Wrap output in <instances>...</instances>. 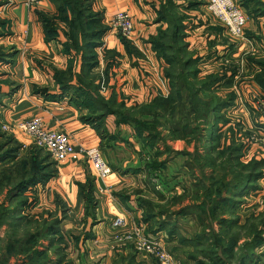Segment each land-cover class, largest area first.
<instances>
[{
	"label": "trees",
	"instance_id": "obj_1",
	"mask_svg": "<svg viewBox=\"0 0 264 264\" xmlns=\"http://www.w3.org/2000/svg\"><path fill=\"white\" fill-rule=\"evenodd\" d=\"M50 1L56 5L54 13L49 14L42 10H35V13L41 23L46 42L55 39L59 32L63 33L65 40L61 43L60 53L66 63L62 69L53 68L55 84L53 91L48 87H38L35 92L39 90V94L48 100H58L66 96L76 106L86 107L88 113L82 119L90 123L100 138L105 140L100 150L109 166L119 169L118 166L122 158H111L108 154L109 149H114L116 145L133 147V151L138 154V159L142 161L140 166L132 168L133 171L142 172L145 182L152 185V191L160 194V198L163 194L155 189L151 178L156 176L163 189H171L173 187L171 181L176 179L175 171L178 170L170 169L168 158H171L172 153L179 155L183 153L172 150L162 140V129H167L169 138H186L188 140L197 137L198 141L202 140L204 153L200 152L199 144H196L194 152L190 154L192 163L189 166L192 176H196L193 173V166L196 165V169L199 170V178H196L191 187L195 191L196 200L199 201V190H203L204 197L202 202L197 204L198 206L191 204L187 207H197L198 209L208 203L214 214L222 209L223 214L221 215L226 212L235 216L242 197L258 190L257 181L264 175V156L252 157L244 163L240 160L243 155L242 144L238 143L239 145L229 147L226 143H222V141L226 142L227 137L226 132L223 137L224 126L227 130L230 127L229 124L226 128L230 121L226 118L224 110L233 104L236 95L232 90H226L221 94L217 89L221 85L230 86L233 70L230 74L223 72L209 73L204 77L198 76V57H194L188 51L187 43L184 41L186 34L183 20L187 18V15L178 14L175 6H172L170 10L160 14V17L168 23L167 27L159 29L155 36L149 38L156 56L162 58L166 63L164 72L169 78L171 93L167 97L156 95L148 102L128 106L129 102L125 100L129 98L124 100L122 96L119 97L120 94L116 91H112L107 98L99 92V83L96 81L97 77L93 73V68L98 65L100 58L97 49L102 45L109 26L103 22L99 12L93 11V0ZM6 2L7 0H0V8ZM238 5L254 16L264 15L262 0H239ZM10 29V22L1 18L0 37L10 35ZM120 39L127 54L138 55L140 53L125 37L120 35ZM9 49L0 44V64L13 63L16 51L12 48ZM104 55L115 58L119 56V53L105 50ZM246 58L250 68L254 69L257 66L253 78L264 94V56L247 55ZM113 64V60L106 62V75ZM14 83V80L9 77L0 78V100L5 94L2 91L3 85L14 86L9 89L11 91L18 87V84ZM250 109L252 108L250 107ZM110 116L113 117L112 124L117 129L114 132H110L111 130L107 127V119ZM199 118H203L204 122L201 123ZM122 125L131 129L135 142H130L125 136L120 135L118 127ZM259 127L263 128L264 126L259 125ZM159 141H162L164 145L163 150L158 146ZM137 144L139 148H136ZM21 148L24 146L19 141L0 132V191L4 187L6 189L3 200H0V228L5 227L4 235L6 237L5 245L0 253V264H9L10 255L23 257L24 264H65L64 254L61 253L63 249L60 248V242L64 237L61 232V222L69 217V209L65 202L56 194L54 210L44 212L47 213L46 216L41 214L36 218L23 212V209L31 206L33 202L28 199L26 192L29 189H35L38 184H46L55 177L58 174L57 163L50 160L48 152L47 155L41 156V148L35 145L29 146L25 150ZM23 151H25L24 154H22ZM164 153L168 157L160 158ZM217 154L218 156L215 158ZM221 155L225 156L227 166L226 171L222 174L223 182L219 181V178H214L215 171L208 173L211 167L214 168L218 165ZM114 160L116 162H113ZM232 162H235L233 166L236 167L233 170L237 169V166L239 167L237 175L233 176L230 175V171H233L230 170ZM206 179H209L211 183H205ZM77 186L78 198L85 199V208L92 210L94 219L93 211L98 200L94 195L95 186L92 178L88 177L85 182H78ZM175 196L177 195H172L171 199ZM139 205L146 209V211L144 210V220L152 219L157 223L158 230L167 229L170 235L172 232H177L178 218L189 213L193 214L191 210L188 211L181 206L178 210L165 212V217L170 220L166 221L161 218L164 212L155 214L151 211L148 200L140 198ZM59 212L60 214H58ZM157 216L161 219H156ZM194 216L201 221L200 215L195 213ZM219 220L220 226L231 227L238 223L236 216L235 218H223L219 215L216 221ZM224 235H229V232L218 233V237H225ZM207 236L208 234L203 232L189 240L186 238L180 240L197 244L206 240ZM82 237L90 238L92 232L85 231ZM74 238L78 241L81 236ZM254 239L248 250L243 249V254L239 255L237 264H264V251L256 253V248L262 245L263 240L261 236H255ZM44 240L48 242L46 246L42 244ZM209 243L212 245L207 244V250L202 253L203 258L190 255L188 259L193 261V264H224L221 255L211 248L214 247L213 242ZM235 243L233 240L231 244H228L229 252H232ZM225 245L226 243L220 244L222 248L226 247ZM52 249L55 252H57L56 249H60L56 253L57 258L50 256L49 251ZM223 251L226 253L225 250ZM132 253V250L128 251L129 259H133ZM114 261L115 259L112 264H115ZM69 264L71 263L69 262Z\"/></svg>",
	"mask_w": 264,
	"mask_h": 264
},
{
	"label": "crops",
	"instance_id": "obj_2",
	"mask_svg": "<svg viewBox=\"0 0 264 264\" xmlns=\"http://www.w3.org/2000/svg\"><path fill=\"white\" fill-rule=\"evenodd\" d=\"M236 1L238 3L239 0ZM262 1L264 2V0ZM11 2L12 6L7 12L8 17L11 19V34L2 40L0 39V44H3L6 48H13L16 55L12 64L2 65L0 74H4L0 77H9L17 82L18 87L11 91L9 89L14 86H4L2 88L5 94L0 100V125L12 126L20 120L39 115L43 118L48 129L66 132L70 136L74 147H98L101 149L105 140L100 138V135L90 123L82 119L88 113L86 107L76 106L66 96L58 100H48L39 94V90L35 92L38 87H48L53 91L55 89L53 68L62 69L66 63L60 53L61 43L65 40L63 33L59 32L55 39L46 42L41 23L35 13V10H42L52 14L56 10V5L50 0H40L34 7L26 6L23 0H13ZM172 6H175L178 14L187 15V18L183 20L186 34L184 41L187 43L188 51L194 57H198V76L219 73L221 68H226L227 71L223 72L230 74L232 72L230 64L235 63L236 56L240 57L243 54L244 56L237 62H240L241 67H244L245 73H247L250 68L247 63V55L264 56V15L254 16L250 13L253 18L251 20L249 17L245 26L246 43L244 41L239 42V40H236V43L231 42L225 28L220 25L204 0H93V11L99 12L102 15L103 22L107 25L109 18L118 10L126 11L131 16L135 33L134 41L127 40L140 52L138 55L127 54L120 35L108 29L104 35L102 45L97 49L98 53H100L99 49L102 48L103 54L105 50H112L118 52L119 56L115 58L106 57L105 60L99 59L98 65L93 68V72H96L98 67H105L107 61H114L107 73V85L110 93L116 91L118 94L121 93L127 96L131 102L135 103L148 102L156 95L163 97L166 95L165 89L157 81L159 80L158 76L153 74L140 48L147 49L149 57L154 59L160 67V76L165 80L163 72L166 63L162 58L156 56L149 38L155 36L159 29L167 27L168 23L160 17V14L170 10ZM242 9L246 11L243 7ZM249 40L251 41L248 43ZM242 43L245 47L241 45ZM251 44L253 48L255 47L253 49L255 52L250 50L252 49ZM95 68L96 70H94ZM253 70H257V66L254 69L251 68V72ZM231 77L232 80L237 77L234 70ZM167 93L169 94L168 90ZM259 105V102L258 105L252 102L247 104L249 108L251 107L256 112ZM230 107L233 108L232 112L239 109V105H231ZM230 107L225 111H230ZM238 112L239 115H245V113L240 114V111ZM262 112H259L261 115L256 118L259 120L258 123L262 124L261 127L264 126ZM249 116L250 114L247 117L249 118ZM112 119L113 117L107 119V127L111 130L110 132L117 130L112 124ZM122 126L118 127L121 132L120 135L125 136L130 142H135L131 129L127 131V134H124ZM262 129L264 131V127ZM183 143V140L171 142L175 149L182 148ZM178 145L179 147H177ZM124 149L128 150L129 148L116 145L114 149H109L108 154L111 158H122L118 166L120 168L114 169L111 167V173L103 179L97 177L84 156H80L76 161L69 160L57 164L58 174L46 184H38L35 187V190L37 189L35 199L37 203L34 202L32 207L51 205V202L53 205L56 194L65 202L69 210L75 206H84L85 202L78 198L77 183L85 182L88 177H91L94 182V195L98 200V204L95 208V218L93 220H88V217L81 218L83 220L81 223L84 226L83 230L91 231L92 237L87 239L81 237L78 242H75L76 244L73 243L74 251L80 255V258L83 253L87 255L94 248L95 250L92 252H100V255H106V260H108V256L111 255L109 254V244L112 241V235L109 236L108 232H113L111 221L116 216H125L127 224L138 223L142 225L146 235L158 239L165 249L182 260V256L187 255L182 249L176 247L177 239L172 237L173 235L169 237L164 229L158 230L157 223L152 219L144 220V208L139 205V200L145 197L151 198L153 191L149 188L150 184L148 185L145 182L144 174L133 171L132 168L136 163L131 160V157L127 161V156L123 155ZM113 162H116V160ZM177 170L175 171L177 178L182 177L184 175L183 168ZM179 181L181 182V180ZM258 183L260 185L259 189H263L264 175L259 178ZM175 187L169 190L173 191ZM147 189L151 193L146 192ZM260 191L258 190L253 194L259 196ZM253 201L256 204L257 200L254 199ZM241 210H243V207L240 205L237 211ZM68 218H65L61 223L63 236L69 235L71 237L80 234L81 230L76 233L70 230L73 228V221L68 220ZM161 218H163V215ZM156 219H159V216ZM92 221H94V224L91 225ZM70 233H73V235ZM130 250L132 249L126 247L122 250L118 249L116 252L127 253ZM66 261H69V259H66Z\"/></svg>",
	"mask_w": 264,
	"mask_h": 264
},
{
	"label": "rangeland",
	"instance_id": "obj_3",
	"mask_svg": "<svg viewBox=\"0 0 264 264\" xmlns=\"http://www.w3.org/2000/svg\"><path fill=\"white\" fill-rule=\"evenodd\" d=\"M13 0H7L6 3L3 4V6L0 8V19H7L10 22V26H11V19L10 17H8V9L11 8L12 6V2ZM23 3L25 4L24 0ZM26 5V4H25ZM27 6V5H26ZM242 8V7H241ZM243 10V9H242ZM244 11V10H243ZM245 14L247 16L250 17V19L252 20L253 16L249 13H247L246 11H244ZM218 21V19H217ZM219 22V21H218ZM220 25L223 26V24L221 22H219ZM224 27V26H223ZM11 28V27H10ZM225 28V27H224ZM7 31V30H6ZM225 32L226 28H225ZM246 33L245 28H244V34ZM227 35H229L228 33H226ZM243 34L242 39H235L232 38L229 35V38L231 39V42H236V40H239V42L244 41L246 43V36ZM120 35V34H118ZM9 36V35H7ZM4 36V37H7ZM4 37H0V39L2 40ZM251 40L248 41V43ZM237 43V42H236ZM239 44V43H238ZM242 46L245 47V45L242 43ZM252 46V44H251ZM6 47V46H5ZM249 48V47H248ZM253 52H255V50H253V46L251 47ZM9 49V48H7ZM13 49V48H12ZM10 50V49H9ZM99 58L100 60L103 59L105 60L106 57L102 52V48L99 49ZM142 53V51H141ZM244 54L242 56H236L234 62L235 63H231V70L235 71V75L237 76L236 79L234 78L230 84V86H223L221 85L219 87V89L217 90L219 93L221 92H225L226 90H232L235 92V99L234 102L232 104V106H238L239 105V109H235L232 112V107H230V111H225V116L227 119H229L230 123H227L226 128L229 126L228 128L229 130L225 129L224 126V131H223V137H225V132H226V142L222 143H226V145H229V147L232 146H236L239 145L238 143L242 144L243 146L241 147V150H243L242 152V156L240 157V160L242 162H248L252 157L254 158H260V156H264V136H263V130L259 129V120L256 119L257 117H259L261 115V113H259L258 111H253V109H250L247 104L249 103H253L255 105H258V102L260 104L264 103V94L262 93V91L260 90V87L258 86V84L255 82L253 75L254 72L256 70H253L251 72V68H249V72L245 73V68L241 67L240 62H237L241 59V57H243ZM2 65L4 64H0V70L2 68ZM228 65V64H227ZM96 70V68L94 69ZM165 70V68H164ZM223 71H227L226 68H221L220 72ZM95 72V71H94ZM93 72V73H94ZM164 73V77L166 78L165 80L162 78L161 76V80H157L158 83L164 88L166 89V95L164 97H167L170 93H171V86H170V81L169 78L165 75ZM237 73V74H236ZM97 77L96 81L99 83V92L101 93V95H103V97H109L110 95V89L109 86L107 85L108 83V74H105V67H98L96 72L94 73ZM205 76V75H204ZM202 76V77H204ZM200 77V76H199ZM0 78H4V77H0ZM16 84L17 82L14 81ZM5 86V85H3ZM167 90L169 91V94L167 93ZM222 94V93H221ZM122 96V98L125 100L126 98H128L127 96H124L120 93L119 97ZM262 97V98H261ZM141 98V97H140ZM242 100V103L240 102ZM129 105H133L135 104V102H131V100H125ZM131 102V103H130ZM244 105V107H243ZM263 106V105H261ZM236 108V107H234ZM247 109V110H246ZM238 111H240L241 113H245V115H239ZM248 112V113H247ZM250 114L249 118L247 117ZM112 117V116H110ZM109 117V118H110ZM204 122L203 118H199ZM262 120H264V111L262 112ZM249 121V122H248ZM193 124V123H192ZM3 124L0 125V132L5 133L6 135H10L12 136L14 139H16L17 141H19L22 146H24V148H21L23 150H25V148L29 147V146H37L35 143L32 142V138L31 136H29L28 134H26L23 130H21L20 128L17 129H13L12 127H8L7 129H4L2 127ZM124 128V134H127V131H130V128L128 127H123ZM162 140L165 141L172 150L177 151V152H183L180 155L179 154H175L172 153L171 154V158L169 160V166L170 169L172 170H177L180 168H183L184 170V175L180 178L173 179L171 181V183L173 184V187H175V190H166L163 189V187L161 186L160 182H159V178H157L156 176H153L151 178L152 184L154 185L155 189L159 190L162 192L163 196L162 198H160V194H157L156 192H153L151 195V198L145 197L144 199L149 201L150 207H151V211L154 212L155 214L158 212H164L163 218L166 221H170L167 217H165L166 213L165 212H169L172 210H178L181 206L185 207L188 211L191 210V212L193 214H186L184 217H180L177 220V226H176V230L177 232H172V235H170V232L167 229H164L167 233V235L170 237H175L177 239V245L176 247L182 249L185 254L187 256H182V263L183 264H193V261L189 260L188 257L190 255H192L193 257H202V253L203 251L207 250V244H210L209 242H213L214 247L213 248L215 251H217L221 257L223 262H225L224 264H237L238 263V259H239V255L243 254V249L246 248V250H248L250 244L253 242L254 237L255 236H261L263 243L260 247L256 248V253H260L262 251H264V188L259 189V183L257 181V186H258V190L260 191V195L256 196L253 193L250 194H246L244 197H242V201H241V206L243 207V210L241 211H236L235 216L238 218V223L234 226L231 227H227V226H220V220L216 221L217 216H222L223 218H235L234 215H230L228 213L225 212L224 215L222 213V209H220L216 214H214L212 212L211 207L208 205V203H205V205L203 207H200L197 209V207L192 208V207H187V205H191V204H199L202 202V198L203 196V190H199L198 193V200H196V194L195 191L191 189L192 185L194 184V181L196 180V178H199V170L196 169V165L193 166L192 168L194 169L193 173L196 176H192L191 174V168L189 165H191L192 163V156L190 155L191 153L194 152L195 146L196 144H199V150L200 152L204 153V148L201 143L202 140H197L196 138H192V139H188L186 140V138H182V139H174V138H169L168 136V131L166 128L162 129ZM174 140H183V144H182V148L180 149H175L174 145L171 144V142H173ZM230 140V141H229ZM232 141V142H231ZM224 145V146H226ZM139 145H136V148ZM158 146L160 149H164V145L162 143V141L158 142ZM179 147V145L177 146ZM181 147V146H180ZM227 147V146H226ZM41 148V147H39ZM128 150L124 149L123 152L125 156H127V161L129 157H131V160L133 162H135V166H140L142 164V161H140L138 158V154L135 153L134 148L129 147L128 146ZM240 150V152H241ZM41 151V156L42 155H47V151L43 148L40 149ZM25 151H23L22 154H24ZM170 156V155H169ZM218 154L216 155L215 158H217ZM168 157L166 155V153L162 154V156L160 158H166ZM50 160L52 159L51 157H49ZM53 160V159H52ZM217 162V161H216ZM235 162H232L230 170H233ZM237 166V165H235ZM226 159L225 156H220V161H218V165L214 166V168L211 167L210 170H208V173H211L212 171H215V173L213 174L215 179L219 178V181L221 180L223 182L224 177H223V173L226 171ZM238 169L239 167L237 166V169L230 171V175H237L238 173ZM170 171V170H169ZM179 177V175H178ZM179 180H181L180 183ZM259 180V179H258ZM177 182V183H176ZM207 184H210L211 181L208 179H206L204 181ZM176 183V184H175ZM202 183V182H201ZM218 186V184H217ZM200 187V186H199ZM150 190L152 191V185L150 184ZM37 190V189H36ZM35 189H29L26 192V195L28 196L29 200H33L32 205L27 207L26 209H23L24 214H28V216L32 215L34 217H38L41 214L46 216L47 213L44 212H48V211H53L55 205H52V202L50 203L51 205H47V206H43V207H32L34 205V202L37 203V201H35L36 199V194L37 191ZM149 189H147L146 192L151 193ZM256 190V191H258ZM6 189L5 187L2 188V190L0 191V200L4 198ZM170 191V192H169ZM255 191V192H256ZM172 195H177L175 197H173L171 199ZM179 196V197H178ZM181 197V198H180ZM195 198V199H194ZM249 198V199H248ZM175 199V200H174ZM254 199L257 200L256 204L255 201H253ZM85 199L83 198V201ZM196 200V201H195ZM195 202V203H193ZM54 203V202H53ZM5 204H7V202H5ZM207 204V205H206ZM147 206V205H146ZM198 206V205H197ZM97 208V206H96ZM239 208V207H238ZM200 209V212H199ZM146 211V209H144ZM148 210V207H147ZM238 210V209H237ZM95 209H94V214H95ZM197 214L198 216L200 215V220H197L196 216H194V214ZM60 214V212L58 213ZM88 217V220H93L92 217V210H86L85 208V204L84 206L80 205V206H75L73 208H71L69 210V218L68 220L73 221V225H72V232L76 233L79 230H81V233L75 236H84L85 231L84 226L81 225V223L83 222V218ZM216 217V218H215ZM82 218V219H81ZM160 218V217H159ZM161 219V218H160ZM171 219V218H170ZM62 223V222H61ZM112 223V221H111ZM154 224V223H153ZM62 225V224H61ZM81 226V228H80ZM130 227L129 224L119 228V229H114L111 225V228L113 229V232H108L109 236L112 235V241L109 244V254H111L110 256H108V260H106V255H100V252H92L95 249L92 248L91 251H89L86 255V253H83V257L74 251L73 248V243L78 242L76 240V238H74L75 236H69L66 235V237H63L62 241L60 242V248H62V252L64 254V262L65 264H69V262L71 264H112L113 260L115 259V264H161L157 258L155 257H151V256H147L145 254H143L142 252H139L135 249V246L133 244V242L131 241H118L115 239V235L117 233H121L124 234V231L128 230ZM171 227V225H170ZM64 230V229H63ZM222 231H226L227 233L229 232V235L223 237V236H219L218 237V233H222ZM204 234H208L207 239L202 241L201 243H186V242H182L180 239H187L189 240L190 238H194L196 234H200L203 233ZM5 227L3 226L2 228H0V253L3 250V247L5 245ZM71 235H73V233H70ZM226 234V233H225ZM260 238V237H259ZM233 240H235V245L232 248V252H229V250L227 249L228 244H231L233 242ZM227 241V242H226ZM135 242V241H134ZM123 243V244H122ZM225 244L226 243V247L222 248L220 246V244ZM43 246H46L48 244V242L46 240H44L42 242ZM76 244V243H75ZM212 245V244H210ZM131 248L132 249V254H133V259H129L127 253H121V252H116V250L118 249H123V248ZM57 248V247H55ZM107 249V248H106ZM57 252L60 249H56ZM223 250H228L226 251V254ZM114 251V253H113ZM169 251V250H167ZM50 256L52 258H57L56 257V253L53 249L51 251H49ZM55 252V253H54ZM171 253V251H169ZM173 252V251H172ZM173 255V253H171ZM119 256V257H118ZM123 256V257H121ZM127 256V257H126ZM203 258V257H202ZM66 259H69V261H66ZM146 260V261H145ZM262 260V259H261ZM261 262V261H260ZM25 263V259L23 257L17 256V255H10L9 256V264H24ZM114 264V263H113Z\"/></svg>",
	"mask_w": 264,
	"mask_h": 264
},
{
	"label": "built area",
	"instance_id": "obj_4",
	"mask_svg": "<svg viewBox=\"0 0 264 264\" xmlns=\"http://www.w3.org/2000/svg\"><path fill=\"white\" fill-rule=\"evenodd\" d=\"M208 9L214 14L219 22L226 28L227 33L237 39H242L244 28L249 20L236 0H204ZM28 7L36 6L40 0H24ZM109 29L116 34H120L126 39L134 41V27L131 16L126 11H116L108 21ZM145 60L151 68L153 74L157 75L159 80L160 67L148 55L146 48H140ZM166 90V89H165ZM242 103V100L240 101ZM243 104V103H242ZM263 105V106H261ZM264 103L258 106V111L262 112ZM2 127L7 129L20 128L26 134L31 136L32 142L45 149L50 157L57 163L65 161H76L80 156L91 165L98 178H105L111 173V167L104 159L101 150L98 147H74L70 136L62 130L48 129L45 126L43 118L39 115L25 118L16 124L9 126L3 124ZM263 130L262 128H259ZM264 136V132H263ZM114 229H119L127 225L125 216H116L111 223ZM115 239L118 241H131L135 249L143 254L157 258L161 264H183L180 259L172 255L160 241L144 233V227L138 223H132L124 234L117 233ZM135 241V242H134ZM123 244V243H122Z\"/></svg>",
	"mask_w": 264,
	"mask_h": 264
}]
</instances>
